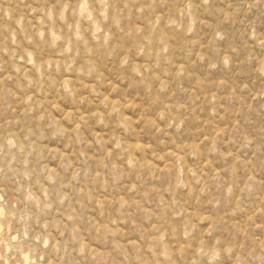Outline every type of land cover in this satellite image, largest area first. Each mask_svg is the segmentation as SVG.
<instances>
[{
	"label": "rangeland",
	"instance_id": "obj_1",
	"mask_svg": "<svg viewBox=\"0 0 264 264\" xmlns=\"http://www.w3.org/2000/svg\"><path fill=\"white\" fill-rule=\"evenodd\" d=\"M0 264H264V0H0Z\"/></svg>",
	"mask_w": 264,
	"mask_h": 264
}]
</instances>
